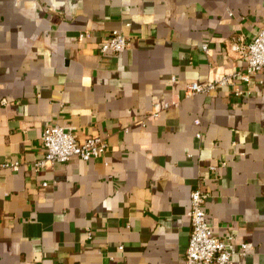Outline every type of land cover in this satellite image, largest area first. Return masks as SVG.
Here are the masks:
<instances>
[{
	"label": "crops",
	"instance_id": "crops-1",
	"mask_svg": "<svg viewBox=\"0 0 264 264\" xmlns=\"http://www.w3.org/2000/svg\"><path fill=\"white\" fill-rule=\"evenodd\" d=\"M263 21L264 0H0V264H184L195 189L230 264H264V72L185 97ZM113 31L129 46L101 55ZM52 125L107 151L36 171Z\"/></svg>",
	"mask_w": 264,
	"mask_h": 264
},
{
	"label": "built area",
	"instance_id": "built-area-1",
	"mask_svg": "<svg viewBox=\"0 0 264 264\" xmlns=\"http://www.w3.org/2000/svg\"><path fill=\"white\" fill-rule=\"evenodd\" d=\"M88 33L79 35V40L88 38ZM129 46V40L119 33L113 31L107 38L101 40L97 51L101 55L119 54ZM206 51V46H203ZM232 50L236 52L245 65L239 70L229 73L216 74L213 79L204 82L189 81L186 83L185 97L191 98L197 94H207L216 87L231 86L233 94L241 96L243 90L239 88L240 83H250L252 75L264 72V21L260 30L253 39L244 44H234ZM174 104H163L149 115L148 118L158 115L160 109L164 110ZM138 123L143 124V121ZM196 124L198 121L196 120ZM196 134V138H200ZM41 143L44 153L41 158L34 162L36 171L53 166L57 163H65L71 158H78L82 161L101 159L107 151L108 144L99 136H87L79 138L72 128L60 127L57 125L47 126L41 134ZM224 165V164H223ZM0 168H7L13 171L18 169V163L5 162ZM215 167H210L214 171ZM207 193L195 189L190 193V206L187 216L190 222V236L186 248L184 264H230L233 251L228 248L231 237L221 238L212 232L206 219L204 210ZM87 238L91 234L87 231ZM245 249V246H243ZM121 249V248H120Z\"/></svg>",
	"mask_w": 264,
	"mask_h": 264
}]
</instances>
